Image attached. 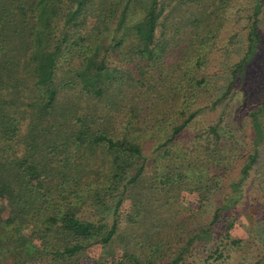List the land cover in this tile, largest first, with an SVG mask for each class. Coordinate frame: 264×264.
Here are the masks:
<instances>
[{
    "label": "trees",
    "instance_id": "1",
    "mask_svg": "<svg viewBox=\"0 0 264 264\" xmlns=\"http://www.w3.org/2000/svg\"><path fill=\"white\" fill-rule=\"evenodd\" d=\"M231 1L0 0V264H192L208 243L201 264H221L226 245L247 264L251 240L230 237L241 217L226 212L252 174L250 227L264 220V95L248 111L252 152L207 220L233 136L215 122L180 141L258 52L251 0L244 52L207 101Z\"/></svg>",
    "mask_w": 264,
    "mask_h": 264
},
{
    "label": "rangeland",
    "instance_id": "2",
    "mask_svg": "<svg viewBox=\"0 0 264 264\" xmlns=\"http://www.w3.org/2000/svg\"><path fill=\"white\" fill-rule=\"evenodd\" d=\"M251 0H232L225 13V23L219 30L215 47L213 48L206 72L211 76L213 81V90L210 94L211 100H216L225 91V86L228 83V69L237 61L243 54L246 44V28L247 15L250 13ZM261 6V12L258 15V34L259 45L258 52L251 63L247 66L245 76L242 79H237L226 92L225 97L218 100L212 109L202 108L195 118L190 122L188 127L180 136L182 143H187L193 136L203 130L208 124L217 122L220 125V131L223 130V137L232 135L231 143L234 145V158L227 175L223 176L219 181L217 189L213 190L207 199L206 204L198 213L204 220H207L212 212L215 204L221 202L229 192L230 179H236L241 161L245 155L252 152L250 143L251 128L249 125L248 111L263 100L264 95V0ZM258 158L264 155V140L257 147ZM253 178L252 174L241 185L242 196L239 199L241 204H235L226 213L241 217L230 237L250 238L249 259L246 261L249 264L251 261L259 257L263 252L264 247V220L256 218L252 223L251 216L257 215L255 207L260 206L253 202ZM238 218V220H239ZM219 231H216L217 235ZM220 235L217 236L218 242ZM225 240L222 239V243ZM211 244V242H210ZM208 244L196 245L191 251L189 261L192 264H201L204 257L208 253ZM235 247V246H234ZM233 246H225V254L227 257L221 264H238L240 257L239 251ZM93 255V254H92ZM91 255V256H92ZM210 261L212 259H209ZM96 260L94 258H85L80 264H92Z\"/></svg>",
    "mask_w": 264,
    "mask_h": 264
}]
</instances>
